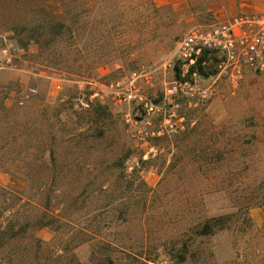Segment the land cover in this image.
Masks as SVG:
<instances>
[{
    "label": "rangeland",
    "instance_id": "1",
    "mask_svg": "<svg viewBox=\"0 0 264 264\" xmlns=\"http://www.w3.org/2000/svg\"><path fill=\"white\" fill-rule=\"evenodd\" d=\"M217 1L0 0L21 48L0 70V264H264V74L216 78L148 155L126 118L143 109L107 98L140 72L161 103L163 65Z\"/></svg>",
    "mask_w": 264,
    "mask_h": 264
},
{
    "label": "built area",
    "instance_id": "2",
    "mask_svg": "<svg viewBox=\"0 0 264 264\" xmlns=\"http://www.w3.org/2000/svg\"><path fill=\"white\" fill-rule=\"evenodd\" d=\"M20 53L21 48L12 38L0 35V70L11 69ZM213 55L219 56L214 66L218 75L202 74L201 71L212 68ZM163 68L176 75L167 85L161 103H154L144 95L140 81L145 75L140 72L130 73L107 96L115 106L136 105L143 109L146 120L129 115L126 118L135 142L146 155L154 153L157 140L175 137L185 130L188 117L184 101L192 105L194 101L212 100L216 95V78L223 76L238 82L248 75L264 74V13L238 14L207 27L193 28L179 41L173 59ZM207 80L214 83L206 86ZM35 92L30 89L31 94Z\"/></svg>",
    "mask_w": 264,
    "mask_h": 264
},
{
    "label": "crops",
    "instance_id": "3",
    "mask_svg": "<svg viewBox=\"0 0 264 264\" xmlns=\"http://www.w3.org/2000/svg\"><path fill=\"white\" fill-rule=\"evenodd\" d=\"M248 1V2H247ZM233 0L229 6H225L222 1L213 2L211 6V12L218 20V22L224 21L225 18L238 14H254L261 13V7L257 4L250 3L251 0ZM252 2V1H251Z\"/></svg>",
    "mask_w": 264,
    "mask_h": 264
},
{
    "label": "trees",
    "instance_id": "4",
    "mask_svg": "<svg viewBox=\"0 0 264 264\" xmlns=\"http://www.w3.org/2000/svg\"><path fill=\"white\" fill-rule=\"evenodd\" d=\"M58 3H60L61 5H64V4H66V1L67 0H56ZM81 0H78V2H80ZM57 26H58V30L56 31L57 32V34H62V32H63V30H64V28L66 27V22L65 21H63V22H58L57 23ZM202 72V71H201ZM202 74H204V73H202ZM208 230H211V225H210V223H207V225L205 226V231L206 232H208Z\"/></svg>",
    "mask_w": 264,
    "mask_h": 264
}]
</instances>
